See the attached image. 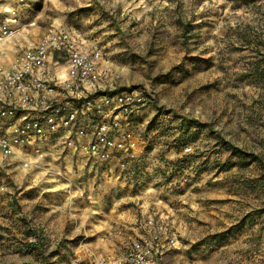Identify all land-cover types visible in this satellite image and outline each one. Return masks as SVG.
Returning a JSON list of instances; mask_svg holds the SVG:
<instances>
[{
  "label": "rangeland",
  "instance_id": "rangeland-1",
  "mask_svg": "<svg viewBox=\"0 0 264 264\" xmlns=\"http://www.w3.org/2000/svg\"><path fill=\"white\" fill-rule=\"evenodd\" d=\"M18 18L20 28L64 29L99 44L102 83L146 95L133 126L139 162L125 172L112 167L124 180L92 211L98 230L123 252L142 220L160 217L179 248L166 264H264V169L230 151L264 160V0H28ZM189 122L202 128L184 132L183 148L192 153H180L185 160L176 165L172 146ZM14 170L22 169L0 165V175ZM17 188L0 180V197L17 196ZM38 220L30 218L29 233ZM79 224L70 225L72 246L82 241ZM185 236L198 239L187 254ZM34 242L29 249L43 248L53 264V244ZM5 263L36 260L19 250L0 258Z\"/></svg>",
  "mask_w": 264,
  "mask_h": 264
},
{
  "label": "built area",
  "instance_id": "built-area-1",
  "mask_svg": "<svg viewBox=\"0 0 264 264\" xmlns=\"http://www.w3.org/2000/svg\"><path fill=\"white\" fill-rule=\"evenodd\" d=\"M28 0H0V45L19 28V9ZM103 48L67 30L50 28L33 45L7 57L0 46V153H34L21 160L32 169L42 160L37 145L57 139L66 151L95 165L118 159L121 172L134 169L138 142L133 126L146 102L139 88L106 86L101 79ZM58 72H63L59 76ZM192 150L186 146L182 154ZM136 167V166H135ZM59 174V172H58ZM125 256L106 259L87 249L66 264H158L177 245L167 220L147 217Z\"/></svg>",
  "mask_w": 264,
  "mask_h": 264
},
{
  "label": "crops",
  "instance_id": "crops-1",
  "mask_svg": "<svg viewBox=\"0 0 264 264\" xmlns=\"http://www.w3.org/2000/svg\"><path fill=\"white\" fill-rule=\"evenodd\" d=\"M43 33H37L28 27L19 28L0 45L6 55L3 62H7V57L13 56L23 47L36 44ZM72 34L77 37L74 33ZM58 75L63 76L64 73L58 72ZM57 145V139L54 138L38 143V151L42 153L43 157L40 170L24 169L21 166V160L26 158L34 160L32 152L26 154L19 149L12 158H4L0 153L1 166L3 164L4 166L17 165L22 169L0 175V180L3 182L12 180L15 185H18L17 191H19L17 196L0 197V247L3 248L0 251V258L8 257L10 259L14 251L20 250L21 257H28L31 261L35 259L36 264H46L49 259L43 248L33 246L34 250L29 249V243H35V240L53 244V249L56 252L49 255L53 264H66L71 254L74 252L85 253L87 249L93 250L97 255L106 259L125 256L128 250L125 248L123 252H120V246L113 245L111 238L107 237L110 232L98 230L101 229V226L96 223L97 219H93L96 216L91 214L92 211L103 209L105 199L111 192L115 193L118 190L117 182L120 183L124 180V177L119 180V176H116L112 169V167H118V159L95 165L71 151L61 150ZM57 159L61 160L57 161ZM78 179H83L84 183L81 184ZM59 180H68V183ZM86 213L88 214L84 217L83 214ZM34 214L36 216H33ZM39 215L43 216L41 217L44 219L43 222L40 221ZM37 216L40 220L32 225L33 229L29 233V224L31 223L29 220ZM77 221L80 223L79 227H83L80 238L82 241L72 246L69 241L72 240L75 233L70 225ZM86 223L94 224L95 228L93 229H96V232L85 227ZM112 236L115 240L119 239L115 233ZM197 240L191 239V237L188 240V236L183 238V241L187 242L185 247L182 246L186 254L190 244ZM17 244L20 245L19 248H16ZM178 249L176 246L164 253L158 264H166L164 260L174 256ZM181 256L183 257V255ZM187 256L184 259H188Z\"/></svg>",
  "mask_w": 264,
  "mask_h": 264
},
{
  "label": "trees",
  "instance_id": "trees-1",
  "mask_svg": "<svg viewBox=\"0 0 264 264\" xmlns=\"http://www.w3.org/2000/svg\"><path fill=\"white\" fill-rule=\"evenodd\" d=\"M191 128L201 129L202 127L198 124H197V126H193L189 122L186 124V126L181 128L180 135L177 136L178 138H175V143H174V146H172V147L174 148V150H176L175 153L179 152L178 160H176L177 162H175L176 165L179 163L178 161H180V160L182 163H184L183 161L185 160V157H183V155L180 154V153H182L181 150L183 149V146H184V144H183L184 132L187 131L188 129H191ZM194 134H196V133L194 132ZM230 151L232 153V156H236L237 158H240L242 161L246 160V159H252V161L257 162L261 166V168L264 169V160H262V157L259 156L258 154L245 153V152H242L241 150H236L233 147L230 148ZM182 168H183V166H178L177 170L178 169L181 170ZM259 213L260 212H257L256 214H259ZM251 217H253V216H251ZM252 219L253 218H250V220L247 221L248 226H252L254 224V223H252V221H253Z\"/></svg>",
  "mask_w": 264,
  "mask_h": 264
}]
</instances>
